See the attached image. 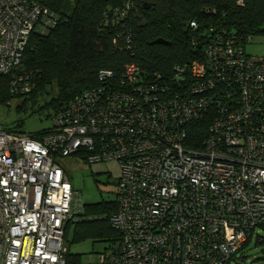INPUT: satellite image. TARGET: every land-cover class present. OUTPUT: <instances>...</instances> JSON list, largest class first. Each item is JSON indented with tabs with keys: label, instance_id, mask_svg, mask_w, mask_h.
<instances>
[{
	"label": "built area",
	"instance_id": "obj_1",
	"mask_svg": "<svg viewBox=\"0 0 264 264\" xmlns=\"http://www.w3.org/2000/svg\"><path fill=\"white\" fill-rule=\"evenodd\" d=\"M128 8L111 21L124 26ZM54 23L38 0H0V75L14 95L31 90L17 74L31 33ZM251 38L217 33L201 59L165 72L101 69L44 133L0 129V264H66L64 227L83 207L59 163L71 154L120 167L118 235L97 264H231L264 228V54L247 52ZM204 117L194 147L189 126Z\"/></svg>",
	"mask_w": 264,
	"mask_h": 264
},
{
	"label": "trees",
	"instance_id": "obj_2",
	"mask_svg": "<svg viewBox=\"0 0 264 264\" xmlns=\"http://www.w3.org/2000/svg\"><path fill=\"white\" fill-rule=\"evenodd\" d=\"M38 1L53 13L55 23L46 32L34 30L23 52L17 74L29 76L31 90L14 95L11 75H0V103L6 104L12 96L20 98L15 111L21 116L6 128L12 131H21L27 116L45 113L52 118L75 95L98 85L101 69L119 75L126 63L133 62L145 73L165 72L201 59L217 33H235L243 39L264 34V0H73V5L72 0ZM126 2L129 8L121 26L111 21V15ZM125 35L130 36L129 43ZM155 39L166 43H152ZM209 122L204 117L189 126L192 146L201 145ZM116 208V199L92 208L83 204L78 218L66 222V264L80 262V255L71 253L66 243L70 230L72 243L109 239L110 244L117 237L109 220ZM251 237L233 258L234 264H244L243 249Z\"/></svg>",
	"mask_w": 264,
	"mask_h": 264
},
{
	"label": "rangeland",
	"instance_id": "obj_3",
	"mask_svg": "<svg viewBox=\"0 0 264 264\" xmlns=\"http://www.w3.org/2000/svg\"><path fill=\"white\" fill-rule=\"evenodd\" d=\"M74 3L73 0L70 2ZM73 5V4H72ZM258 48L264 51V34L253 35L246 44V50ZM259 55V54H256ZM20 98L12 96L6 104L0 103V129L13 125L21 115L15 111ZM51 117L46 114L27 116L23 127L20 129L26 133L36 134L42 130L50 129ZM59 163L66 171L71 186L80 196L82 203L88 208L100 202H111L116 198L117 181L120 175L119 163L116 160H107L88 163L81 156L71 154L61 157ZM71 230L68 235L69 250L73 254L80 255L79 264H97L98 255L108 245L109 239L85 240L78 243L71 242ZM262 238V240H259ZM246 256L244 264H264V228L254 229L250 242L243 249ZM240 253L237 254L239 256ZM234 264V260L231 261Z\"/></svg>",
	"mask_w": 264,
	"mask_h": 264
},
{
	"label": "crops",
	"instance_id": "obj_4",
	"mask_svg": "<svg viewBox=\"0 0 264 264\" xmlns=\"http://www.w3.org/2000/svg\"><path fill=\"white\" fill-rule=\"evenodd\" d=\"M258 51H260V49H258V48H250L249 47L247 52L250 53V54H264V51L261 50L262 53H257Z\"/></svg>",
	"mask_w": 264,
	"mask_h": 264
},
{
	"label": "water",
	"instance_id": "obj_5",
	"mask_svg": "<svg viewBox=\"0 0 264 264\" xmlns=\"http://www.w3.org/2000/svg\"><path fill=\"white\" fill-rule=\"evenodd\" d=\"M152 43H166V42L162 39H155Z\"/></svg>",
	"mask_w": 264,
	"mask_h": 264
}]
</instances>
